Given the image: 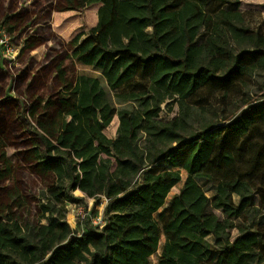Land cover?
Here are the masks:
<instances>
[{"label": "trees", "instance_id": "obj_1", "mask_svg": "<svg viewBox=\"0 0 264 264\" xmlns=\"http://www.w3.org/2000/svg\"><path fill=\"white\" fill-rule=\"evenodd\" d=\"M67 1L100 5L71 58L138 103L147 155L143 117L112 106L97 77L61 85L42 117L30 111L34 161L50 182L37 207L10 195L0 208V264H147L160 235L157 264H264V100L230 97L264 69V33L240 0ZM147 160L187 174L157 218L172 180ZM75 191L106 200L102 224L80 234L66 220Z\"/></svg>", "mask_w": 264, "mask_h": 264}, {"label": "rangeland", "instance_id": "obj_2", "mask_svg": "<svg viewBox=\"0 0 264 264\" xmlns=\"http://www.w3.org/2000/svg\"><path fill=\"white\" fill-rule=\"evenodd\" d=\"M240 2V10L246 14L250 28L264 33V0ZM67 6L63 0H0V20L5 14L12 16L7 25L0 26V40L6 39L9 43L6 52L0 42V208L7 205L10 195H18L28 207H37V197L50 182V178L38 170L34 161L33 150H40L41 143L33 134L35 119L30 116V111L35 107V116L42 117L44 103L41 102L52 96L61 84L72 85L78 74L95 76L108 94L112 106L142 116L138 103L124 102L118 97L122 88L116 89L104 72L70 59V39L76 33L88 32L94 27L97 14L95 6L86 7L79 10L75 14L77 18L71 21L65 19L70 13H59L68 11ZM8 27L13 28L9 30ZM238 91L237 88L230 95L238 102L245 99L249 102L264 100V69L255 71L247 81V86L243 88L247 95ZM237 106L239 104L236 102ZM161 115L164 116V112ZM143 120L138 145L146 157L145 117ZM117 126L118 119L115 117L104 134L115 138ZM146 162L151 172L169 176L172 180L163 199L154 208L153 217L157 218L170 198L179 192L187 174L165 163ZM74 195L81 200L66 205L69 225L79 234L86 227L100 226L105 198L95 202L80 191H75ZM162 243L163 237L160 235L158 247L148 255L147 264H157Z\"/></svg>", "mask_w": 264, "mask_h": 264}, {"label": "crops", "instance_id": "obj_3", "mask_svg": "<svg viewBox=\"0 0 264 264\" xmlns=\"http://www.w3.org/2000/svg\"><path fill=\"white\" fill-rule=\"evenodd\" d=\"M64 2L67 3V5L69 6V2L67 0H63ZM68 6H67V9H68ZM91 6H95V10H96V14H97V11H98V8H99V4H94V5H91ZM90 7V6H89ZM86 8V7H85ZM80 10V9H79ZM79 10H68V11H62V12H59V13H70V15L68 17H65V19H68V20H71L73 21L74 19H76L77 17H75V14L79 11ZM12 19V16L9 15V14H5L3 15L2 19L0 20V26L1 25H7L10 20ZM96 23H97V20H96ZM9 26V25H8ZM3 28V27H2ZM11 28L13 27H8V29L10 30ZM79 34V33H78ZM77 35V33L70 39L71 41L73 40V38ZM70 41V42H71ZM70 59L71 58V53H70ZM73 60V59H72ZM75 61V60H73ZM76 62V61H75ZM78 63V62H77ZM80 64V63H79ZM79 75V74H78ZM75 81V80H74ZM62 85V84H61ZM74 85V83L72 84V86ZM61 86H59L60 88ZM72 89V88H71Z\"/></svg>", "mask_w": 264, "mask_h": 264}, {"label": "built area", "instance_id": "obj_4", "mask_svg": "<svg viewBox=\"0 0 264 264\" xmlns=\"http://www.w3.org/2000/svg\"><path fill=\"white\" fill-rule=\"evenodd\" d=\"M0 42H1V44H2L1 46L4 47L5 50H6V52H7L8 49H9V43L7 42V40H6V39H1ZM75 204H76V203H75Z\"/></svg>", "mask_w": 264, "mask_h": 264}]
</instances>
